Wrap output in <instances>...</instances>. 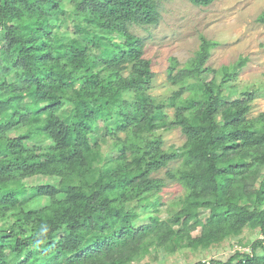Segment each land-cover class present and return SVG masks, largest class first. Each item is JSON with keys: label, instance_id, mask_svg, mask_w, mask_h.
Wrapping results in <instances>:
<instances>
[{"label": "trees", "instance_id": "16d2710c", "mask_svg": "<svg viewBox=\"0 0 264 264\" xmlns=\"http://www.w3.org/2000/svg\"><path fill=\"white\" fill-rule=\"evenodd\" d=\"M160 9L0 0V264H132L209 250L248 227L261 234L240 241L248 250L195 264H264V113L248 117L257 93L232 84L247 58L204 67L217 42L203 38L185 65L170 58L172 93L153 95L131 27L159 24ZM175 128L186 141L165 148ZM175 160L166 174L186 190L185 216L170 224L146 209L158 210L166 178L156 174Z\"/></svg>", "mask_w": 264, "mask_h": 264}, {"label": "rangeland", "instance_id": "374dc122", "mask_svg": "<svg viewBox=\"0 0 264 264\" xmlns=\"http://www.w3.org/2000/svg\"><path fill=\"white\" fill-rule=\"evenodd\" d=\"M161 20L154 26L133 25L131 32L144 44V57L152 61L156 73L150 92L153 95L166 97L172 93L174 86L168 79L170 58L175 57L180 65L194 57L200 49L202 39L217 42L211 48L205 66L218 69L223 65H233L240 58L246 57L245 65L239 70L232 84L241 89H250L257 93L251 103L248 117H258L264 113V23L258 20L264 11V0H214L208 6H198L189 0H161ZM134 40L124 43L119 54L133 46ZM220 76H210L208 82L215 87ZM173 114V109H168ZM230 111H226L227 116ZM164 147L181 146L186 135L180 128L163 133ZM118 149L122 146L118 145ZM180 160L173 161L167 168L156 174L166 178L159 193L158 210L148 207L156 221L166 219L170 224L177 217H184L183 197L185 188L177 181L167 178V171L177 168ZM257 175H255L256 177ZM262 176L259 178L262 180ZM245 182V179H242ZM259 184V183H258ZM149 216H137L136 220L149 222ZM168 232H173L170 227ZM196 234V233H194ZM261 237L258 230L248 227L240 237L213 245L209 250L194 251L187 249L171 254L161 252L146 257L141 262L132 264H195L201 260H227L236 250H248L243 243H251ZM261 251V250H260ZM115 254L116 250L112 251ZM130 261V259H127Z\"/></svg>", "mask_w": 264, "mask_h": 264}]
</instances>
